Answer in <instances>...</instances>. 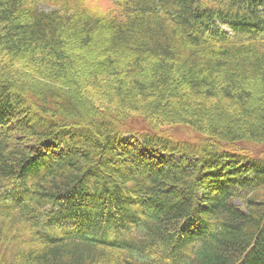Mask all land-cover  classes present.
<instances>
[{"label":"trees","instance_id":"trees-1","mask_svg":"<svg viewBox=\"0 0 264 264\" xmlns=\"http://www.w3.org/2000/svg\"><path fill=\"white\" fill-rule=\"evenodd\" d=\"M0 0V264H264V0Z\"/></svg>","mask_w":264,"mask_h":264},{"label":"rangeland","instance_id":"rangeland-1","mask_svg":"<svg viewBox=\"0 0 264 264\" xmlns=\"http://www.w3.org/2000/svg\"><path fill=\"white\" fill-rule=\"evenodd\" d=\"M103 4H109L111 7H114V1L113 0H101Z\"/></svg>","mask_w":264,"mask_h":264}]
</instances>
